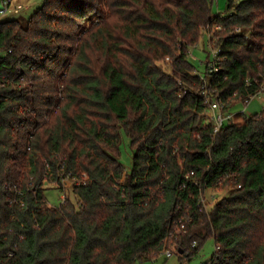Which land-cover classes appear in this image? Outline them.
<instances>
[{"label":"trees","instance_id":"16d2710c","mask_svg":"<svg viewBox=\"0 0 264 264\" xmlns=\"http://www.w3.org/2000/svg\"><path fill=\"white\" fill-rule=\"evenodd\" d=\"M214 1L43 0L0 20V264H135L171 242L183 263L209 238L203 264H264V110L216 135L207 114L264 87V0ZM205 31L222 59L200 75ZM67 173L87 180L49 206Z\"/></svg>","mask_w":264,"mask_h":264},{"label":"rangeland","instance_id":"374dc122","mask_svg":"<svg viewBox=\"0 0 264 264\" xmlns=\"http://www.w3.org/2000/svg\"><path fill=\"white\" fill-rule=\"evenodd\" d=\"M228 0H215L214 1V13H225L227 9ZM43 0H17L15 6L20 3L23 8L17 14L10 13L6 19H17L22 20L28 19L42 4ZM1 4V3H0ZM98 16L93 17V21H97ZM86 24L91 25L90 22ZM212 46V44H211ZM214 47V46H212ZM210 47V37L207 31L203 32L201 39L198 44L189 48V60L195 66L196 71L202 75L206 72L208 66L214 61V55L211 53ZM251 103L246 106L243 102H238L236 106L231 108L230 113L236 115L245 110V115L242 117L236 116L233 119L236 121H241L243 117H251L255 113H261L264 110V92L253 97L250 101ZM121 147L119 158L121 163H123L126 171H130L133 164V148L131 144V139L126 135L124 131L121 132ZM68 192L69 189L67 190ZM46 197L49 205L56 207L61 203L62 192L55 188L47 189ZM228 192V188H222L221 190H207L206 191V203L209 207L213 206L215 202L219 201ZM216 251V244L214 238H209L207 241L199 248L198 254L191 258L189 262H180L179 256L174 253L171 258H167L165 254H161L155 260L136 262L135 264H203L208 262L214 255Z\"/></svg>","mask_w":264,"mask_h":264},{"label":"built area","instance_id":"2783aa9c","mask_svg":"<svg viewBox=\"0 0 264 264\" xmlns=\"http://www.w3.org/2000/svg\"><path fill=\"white\" fill-rule=\"evenodd\" d=\"M17 2V0H0V20L2 19H6V17L8 16V14L10 13H14L17 14L20 12V9L23 8L22 4L18 3L15 6V3ZM218 28V27H217ZM216 28V29H217ZM209 37H210V47H211V53L214 55V61L208 66L210 72H217L218 71V64L221 61L222 57L220 56V48L217 46L215 47V43L212 39V33H208ZM214 46L212 47L211 46ZM11 51L9 50V53ZM3 54V52H0V56ZM264 92V87L258 92L257 95L261 94ZM255 95V96H257ZM250 97L249 99L243 101V103L248 106L252 100L253 97ZM225 105L224 103H222L220 100L214 101L210 104L209 107V111H208V118L209 120L213 123L214 125V134L216 135L217 133L220 132V130L224 127V126H231L233 124L236 123V121L233 119L236 116L242 117V115H245V110H243L241 113H238L236 115H232L230 113V111H226L225 110ZM65 159V158H64ZM62 170L64 169V164L62 163ZM191 174H194V172H191ZM87 180V175L84 174L82 177H78V176H74L71 173H67L66 176H63L61 178V181H56L54 183V186L56 188H58L59 191L62 192V197H61V203H64L66 198H67V194H68V189L70 190L73 186L75 185H80V184H84ZM207 199H206V192L205 194H203L200 198V203H202L205 208H208V205L206 203ZM49 205V204H48ZM51 206V205H49ZM193 246H196V244L194 243ZM175 252H178V247L177 244L175 242H171L170 245L165 248L161 254H165L167 258H171Z\"/></svg>","mask_w":264,"mask_h":264},{"label":"water","instance_id":"95a60500","mask_svg":"<svg viewBox=\"0 0 264 264\" xmlns=\"http://www.w3.org/2000/svg\"><path fill=\"white\" fill-rule=\"evenodd\" d=\"M178 251H179L180 253H182V249H179Z\"/></svg>","mask_w":264,"mask_h":264}]
</instances>
